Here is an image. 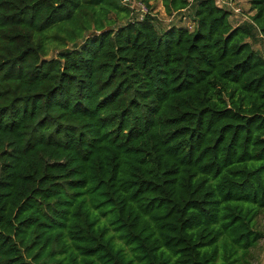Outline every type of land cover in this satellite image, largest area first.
Returning <instances> with one entry per match:
<instances>
[{
	"label": "trees",
	"instance_id": "1",
	"mask_svg": "<svg viewBox=\"0 0 264 264\" xmlns=\"http://www.w3.org/2000/svg\"><path fill=\"white\" fill-rule=\"evenodd\" d=\"M143 1L0 0V264H255L264 0Z\"/></svg>",
	"mask_w": 264,
	"mask_h": 264
},
{
	"label": "rangeland",
	"instance_id": "2",
	"mask_svg": "<svg viewBox=\"0 0 264 264\" xmlns=\"http://www.w3.org/2000/svg\"><path fill=\"white\" fill-rule=\"evenodd\" d=\"M150 6L153 9V13L157 15L159 18L158 20L161 23H174L176 25H185L189 28L194 27V20H193V10H187L185 12V15L182 14H176V16H170L166 13L164 10L163 4L161 0H148ZM237 5L241 6L243 9V12L245 14L253 13L251 9V4L249 0H236ZM173 19V20H172ZM233 22L236 24L238 21L237 19H233ZM255 47L258 48L262 53H264V36L260 37V40L254 41ZM259 224L261 227H264V211L259 216ZM254 256V263H261L264 264V240L260 243L259 246H257L253 251Z\"/></svg>",
	"mask_w": 264,
	"mask_h": 264
},
{
	"label": "built area",
	"instance_id": "3",
	"mask_svg": "<svg viewBox=\"0 0 264 264\" xmlns=\"http://www.w3.org/2000/svg\"><path fill=\"white\" fill-rule=\"evenodd\" d=\"M219 4L230 7L235 15L240 16L243 20L249 19V15L243 12L241 6L237 5L236 0H217ZM123 2L130 6L133 13L137 14L140 19H142L145 14L149 12V6L143 0H123Z\"/></svg>",
	"mask_w": 264,
	"mask_h": 264
},
{
	"label": "crops",
	"instance_id": "4",
	"mask_svg": "<svg viewBox=\"0 0 264 264\" xmlns=\"http://www.w3.org/2000/svg\"><path fill=\"white\" fill-rule=\"evenodd\" d=\"M161 2H162V1H161ZM162 4H163V3H162ZM163 7H164V5H163ZM164 10H165V8H164ZM187 10H188V9H187ZM187 10L183 11L182 13H178V14H182V15H183V14H185V12H186ZM174 16H176V14H175ZM174 16H173V17H174ZM235 18H236V17H235ZM172 20H173V19H172ZM263 36H264V35H263Z\"/></svg>",
	"mask_w": 264,
	"mask_h": 264
}]
</instances>
